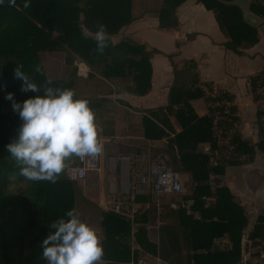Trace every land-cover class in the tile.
Listing matches in <instances>:
<instances>
[{"label": "trees", "instance_id": "obj_1", "mask_svg": "<svg viewBox=\"0 0 264 264\" xmlns=\"http://www.w3.org/2000/svg\"><path fill=\"white\" fill-rule=\"evenodd\" d=\"M181 1L161 0L155 10L158 27L178 26L175 7ZM197 1L211 10L218 28L225 36L222 44L226 48L241 53L242 48L256 42L255 27L245 21L236 3L231 0ZM24 2L16 0V7H8V0H5L0 12V264H47L42 255V240L51 231L49 225L65 217V213L71 209L90 220L96 216L104 248L103 264H123L127 261L131 239L143 250L170 264H235L234 250L237 249L238 236L232 235L230 231L231 248L212 251L203 235L198 238L202 240L200 243L193 236L189 224L190 214L185 213L183 207L168 208L164 213L157 214L150 191L134 196L135 201H146L147 207L134 216L133 223L138 225L131 231L132 224L128 218L98 207L83 195V189L94 188L96 174L93 171L86 172L82 187L78 182L68 180L65 173L56 183L29 181L20 175V168L6 146L17 139L22 121L19 114L13 111L12 101L6 99V96L11 92L15 101L22 104L24 100L39 93L21 91L22 82L14 78L17 65L22 64L24 71L31 74L38 85L51 81V87L75 90L80 80L84 82L87 77L94 76L95 83L102 84V95L82 96L75 93L77 97L90 101L98 123L102 126V135H110L113 129L105 130L108 122L105 112L109 110L107 103L111 99L105 94L120 91L134 94L147 92L151 73L149 57L153 52H160L153 47L145 49L142 43L129 42L123 37L116 42L109 38V47L103 55L97 52L96 42L92 38L97 24L104 23L108 35L115 34L133 18L130 12L131 0H30L28 8L23 7ZM249 4L254 11L264 14V0H249ZM85 31L89 32L87 39L83 36ZM193 35L194 32H188L185 37L191 38ZM175 43L177 45L178 42ZM57 49L63 50V60L70 65L72 75L75 74L72 65L74 60L85 63L88 67L86 78H46L35 52ZM174 54L165 53L172 71L166 103L145 109L141 115L142 135L154 139L167 134L169 130L173 131L166 142L155 147L153 152L167 153L165 162L170 169L187 175L191 194L182 197L192 198L190 207H199L201 214H208L209 218L215 216L220 220L224 216L229 217L228 212L235 205L229 190L222 185L214 187L213 202L203 205L201 195L211 194L207 182L209 174L218 171L227 162L242 158L250 160L255 149L264 152V139L247 143L239 137L234 124L235 107L231 104L229 113L217 119V126L230 130L233 153L229 159L218 162V166L211 165L213 153L200 151L197 144L207 142L210 149L215 148L213 136L216 128L210 127L208 114L196 115L190 100L201 96L208 108L209 102L221 94L227 99H230V95L221 90L212 93L209 82L198 78L195 61L192 58L175 61L172 58ZM37 64L42 68L41 74L33 72ZM255 73L264 75V66ZM253 75L249 76L252 95ZM116 100L123 104L121 99ZM170 116L178 124V130H174ZM78 163V159L70 162ZM222 209H226L227 213L221 216L219 211ZM157 217L160 221L154 244L146 237V224L153 225ZM251 234H259L257 242L264 240L263 211L258 215Z\"/></svg>", "mask_w": 264, "mask_h": 264}, {"label": "crops", "instance_id": "obj_2", "mask_svg": "<svg viewBox=\"0 0 264 264\" xmlns=\"http://www.w3.org/2000/svg\"><path fill=\"white\" fill-rule=\"evenodd\" d=\"M236 3L241 11L243 18L253 25L257 32V40L252 45L242 48L241 53H236L226 48L222 42L225 40L224 34L218 28L210 9L197 0H182L175 7V14L178 20L176 28L158 27V17L156 9L161 4V0H131L130 12L133 16L127 24L123 25L115 34L109 35L112 42H116L121 37L129 42L142 43L145 49L156 48L160 52H153L149 57L151 66L150 88L143 94H134L126 91L111 92L105 94L110 97L107 103L108 122L105 130L113 129V134L102 135L104 149L109 152L115 151L118 155L138 154L143 158L153 152L155 147H160L166 142L173 131L160 138H146L142 135L141 115L145 109L164 105L166 103V93L172 80V71L169 59L165 53L175 54L172 58L178 61L182 58H192L195 61L198 78L201 81H208L214 90H221L230 95V101L235 107L234 124L239 132V137L247 143L256 140V112L253 96L249 88V76L264 66V37L259 32L264 26V14L254 11L249 4V0H231ZM194 32L191 38H186L185 34ZM94 35V33H93ZM177 41V45L175 43ZM63 50H40L38 55L41 62L46 65L55 62L61 63L58 76L51 78H61L63 80L72 77L73 79L86 78L88 67L85 63L74 60V73H70V65L63 60ZM43 59H41V56ZM59 66V65H58ZM48 78V77H46ZM48 78V79H51ZM102 84H96L94 76H89L86 81L80 80L75 91L82 96L102 95ZM117 98L123 101L119 103ZM190 104L196 115H207L208 108L203 98L196 97L190 100ZM174 130L179 126L173 116L169 117ZM100 127L101 124H99ZM207 142L197 144L200 151ZM122 150V151H121ZM206 152V151H204ZM264 152L254 150L252 158L238 159L221 165L218 171L209 174L208 187L210 195H201L203 205L213 202V189L215 186H225L230 194L234 207L228 212L229 217L217 219L215 216L209 218L208 214H201L199 207L192 208V198L182 197L190 195L191 187H183L180 197L185 213L190 214L189 224L195 238L205 237V243H209V249L227 250L231 248L232 235L238 236L235 264H253L252 259L259 244V234H251L253 226L258 221V215L264 205V165L261 155ZM147 159V158H146ZM148 160V159H147ZM211 160V159H210ZM212 162V161H211ZM217 163H211L214 165ZM117 165V171L113 174V168ZM218 166V165H217ZM96 173V181L92 192L83 195L91 202L102 209L104 200L109 191L117 186V189L124 190L128 185L129 164L126 159L114 161L111 153H106L101 161V166ZM182 181L187 180L185 173H180ZM188 181V180H187ZM79 184L81 182H78ZM189 183V182H188ZM193 184V182L191 183ZM83 183L80 184L82 187ZM174 199V196L162 198L161 206L156 207L157 214L164 213L168 208L166 200ZM135 201V200H134ZM137 213L147 207V202L135 201ZM155 204V203H154ZM178 207V206H177ZM176 208V207H175ZM107 210V209H106ZM226 209L219 211L225 215ZM189 220V218H188ZM160 219L155 218L153 225H147L146 237L149 241L156 244L157 224ZM138 223H133L131 231ZM199 243L202 241L198 239ZM130 245L136 242L131 239ZM196 243V242H195ZM196 252L199 251L195 250ZM127 262L124 261L123 264Z\"/></svg>", "mask_w": 264, "mask_h": 264}, {"label": "clouds", "instance_id": "obj_3", "mask_svg": "<svg viewBox=\"0 0 264 264\" xmlns=\"http://www.w3.org/2000/svg\"><path fill=\"white\" fill-rule=\"evenodd\" d=\"M4 3L0 0V5ZM7 6L16 7V0H8ZM23 7H30V0H25ZM83 36L89 38V32ZM92 38L103 55L109 47L107 26L98 23ZM33 72L41 74V66L35 65ZM14 78L22 82V92L39 93L22 104L15 101L13 93L6 96L22 121L17 139L6 146L20 175L29 181L56 183L71 161L103 154L102 129L88 99L77 97L71 88L51 87V81L38 85L22 64L14 69ZM65 217L53 221L42 240L47 264H103L104 248L97 229L75 209L68 210Z\"/></svg>", "mask_w": 264, "mask_h": 264}, {"label": "built area", "instance_id": "obj_4", "mask_svg": "<svg viewBox=\"0 0 264 264\" xmlns=\"http://www.w3.org/2000/svg\"><path fill=\"white\" fill-rule=\"evenodd\" d=\"M253 101L256 112V140L264 139V75L253 73ZM210 91L215 90L209 85ZM219 94V93H218ZM230 99L224 95L209 102L207 114L210 117V127L216 128L214 139L216 146L209 148V144L203 146V150L213 153V163L229 159L232 155L231 133L229 129H221L217 126V119L229 113ZM224 133V134H223ZM117 155V154H116ZM126 159L129 164L128 185L124 190L112 189L108 192L104 206L108 210L120 213L131 221L137 214V205L134 201L136 194L150 191L157 207L161 206L163 197L174 196V199L166 201L168 207L175 208L182 205L180 193L182 192V178L180 173L173 171L166 164L167 153L158 151L149 154L148 162L144 164L143 158L138 154L117 155V160ZM79 160V159H78ZM101 166V156L89 157L79 160L78 164H70L65 171L68 180L83 182L87 171H98ZM264 213V205L262 207ZM126 264H170L160 259L157 255L143 250L138 244L130 246V257ZM253 264H264V240L259 242L253 259Z\"/></svg>", "mask_w": 264, "mask_h": 264}, {"label": "rangeland", "instance_id": "obj_5", "mask_svg": "<svg viewBox=\"0 0 264 264\" xmlns=\"http://www.w3.org/2000/svg\"><path fill=\"white\" fill-rule=\"evenodd\" d=\"M4 8V5H0V12L2 11V9ZM259 32L261 33V35L264 37V26L263 27H261L260 28V30H259ZM38 51H40V50H37L36 52H35V54H36V56H38V59L40 60V57H39V55H38ZM41 56V55H40ZM63 56V54H61V56H60V58ZM41 59H43V57L41 56ZM40 62H41V60H40ZM41 64H42V67L44 68V72H45V76L46 77H48V78H51V77H55V76H58V74H59V72H60V69H59V67H60V65H61V63H59V62H55V63H52V64H50L49 66L48 65H46L45 64V61L44 62H41ZM59 65V66H58ZM122 151V150H121ZM106 153H111V155H112V159L114 160V161H117V155H116V153H115V151H112V152H109V150L108 149H104V152H103V154L101 155V161L103 160V156L106 154ZM261 155V154H260ZM149 158L148 156L147 157H145V162H148V160L147 159ZM261 159L263 160V165H264V159H263V155H261ZM116 170H117V165L113 168V174H115L116 173ZM96 171H93V173L94 174H96L95 173ZM81 183H83V182H81ZM80 183V184H81ZM182 186L185 188V187H187L188 186V181L187 180H184V181H182ZM114 188L115 189H117V186H114ZM83 189V188H82ZM84 190V189H83ZM82 190V191H83ZM90 192H92V188H90V189H86V193L88 194V193H90ZM167 201V200H166ZM81 217V219L82 220H84V221H86L87 223H89L90 225H92L93 227H95L96 229H97V231H98V225H97V222H96V216H92L91 217V220L90 219H88L87 217H82V216H80Z\"/></svg>", "mask_w": 264, "mask_h": 264}]
</instances>
